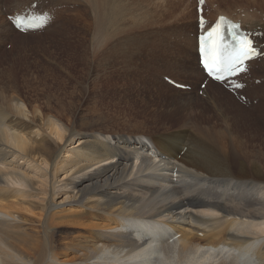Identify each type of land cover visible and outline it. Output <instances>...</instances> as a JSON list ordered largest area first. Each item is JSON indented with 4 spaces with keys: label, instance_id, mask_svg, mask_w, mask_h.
<instances>
[{
    "label": "bare ground",
    "instance_id": "1",
    "mask_svg": "<svg viewBox=\"0 0 264 264\" xmlns=\"http://www.w3.org/2000/svg\"><path fill=\"white\" fill-rule=\"evenodd\" d=\"M112 1L65 2L66 11L48 27L65 21L58 34L63 32L64 39L76 36L77 44L84 43L86 33L92 59L112 38ZM82 2L88 7L69 21ZM203 2L200 31L195 16L194 78L207 80L206 91L224 110L242 114L246 105L257 103L249 108L252 117L264 119V88H259L263 95L253 92L264 83L255 85L256 77L246 76L255 70L260 81L264 79L259 68L264 62V0H236L232 12L212 13L206 11L208 6L218 2ZM86 10L93 34L88 24H73L77 16L86 17ZM219 15L239 23L263 52L233 77L244 81L226 82L245 94L246 105L226 95L223 83L207 79L198 62L197 35ZM43 50L48 58L46 47ZM2 52L11 55L0 57V264H264V172L256 164L247 170L232 154L241 150L239 143L250 149L255 141L250 135L246 141L236 139L241 128L234 132L238 127L225 123L215 131L219 141H194L186 138L191 130L183 119L175 130L148 136L104 134L96 126L98 118L86 120L88 128L74 130V123L68 126L53 111L45 89L32 93L31 84L23 85L36 76L43 55L31 56V61L18 57L17 44ZM72 55L76 62L87 58L84 52ZM72 63L67 60L64 68L75 70ZM44 68V73L54 71L46 64ZM21 85L27 87L24 92ZM55 108L63 114V108ZM51 117L59 122L60 132L52 128ZM241 156L248 158L244 152Z\"/></svg>",
    "mask_w": 264,
    "mask_h": 264
},
{
    "label": "rangeland",
    "instance_id": "2",
    "mask_svg": "<svg viewBox=\"0 0 264 264\" xmlns=\"http://www.w3.org/2000/svg\"><path fill=\"white\" fill-rule=\"evenodd\" d=\"M71 1L0 0V46L3 48L0 57L3 55L2 51L7 52L11 46L17 44L20 48L18 57L31 61V56L36 54H42L44 57L43 49L46 47L50 56L43 58L44 61L35 67L36 76L25 81L23 85L31 84L32 93L40 91L41 88L45 89L52 100L53 111L62 116L68 126L74 123V130H83L89 127L85 125L86 120L98 118L96 126L101 128L104 134L122 132L121 134L148 136L175 130L180 124L179 120L183 119L191 130L190 136L186 138H193L194 141L201 138L211 141L218 138L215 131L224 129L227 123L229 126L238 127L234 132L241 128L236 139L242 140L246 137V141L250 135L252 137L250 141L255 140L251 143L246 142L249 143L250 149L239 143L241 150H232V154H236L242 160L247 170L256 164L264 172V129L261 128L264 119H253L252 111L249 109L257 103L251 105L242 103L246 100L245 94L236 92L224 82L222 84L224 93L234 97L236 102L246 105L248 109H244L242 114L237 110L231 111L228 108L224 110V104L216 101L213 93L211 96V91H206L207 80L197 76L194 78L197 71L194 34L198 0H113L114 20L108 28L112 38L100 46L98 55L95 54L92 59L91 44L89 37L85 38L86 33L82 36L84 43L77 44L76 36L64 39L66 36L63 32L62 35L58 34L57 29L64 26L65 21L59 24V27L55 25L48 27L54 17L61 16L66 11L68 6H64L65 2ZM235 1L216 0L218 4L209 5L206 11L212 13L214 9L232 12L237 8L233 5ZM81 4V8L71 12L69 21L78 11L88 7L87 3ZM262 5L264 7V2ZM201 9L204 14V2ZM29 12L43 15L45 25L22 32L16 29L8 18ZM86 12V17L77 16L79 20L73 24L75 22L88 24L93 34L94 26L89 19L91 13L87 10ZM27 33L36 35L30 37L22 35ZM104 35L101 36L102 39L107 40ZM262 40L264 41V38ZM103 45L108 48H103ZM33 47L37 50H32ZM61 48L64 50H60ZM74 48L75 53L72 52ZM83 52L87 56L86 60L76 62L72 54L78 56ZM110 52L112 54L114 52L111 54L112 57ZM4 55L3 58L9 59L11 54L7 52ZM13 56H17V53ZM67 60L73 62L71 65L75 70L64 68ZM45 64L54 71L44 73V70H48L44 68ZM261 64L259 68L263 70L264 62L261 61ZM257 72L255 70L251 73L246 72L247 77H256L255 85L264 83V79L260 81L261 79L257 77L259 75ZM173 79L180 83L174 82ZM244 79L243 77L232 82ZM260 87L264 88V85L257 87L253 92L257 91V94L263 95ZM26 88L22 86V91L24 92ZM252 100L255 101L253 98ZM55 107L63 108V114H59ZM235 117L236 121L233 119ZM233 136L235 137V134ZM180 142L181 139L178 143ZM241 152L248 158L242 157ZM214 177L213 175L212 178ZM248 177L252 179L254 175ZM221 178L223 177H219L218 180Z\"/></svg>",
    "mask_w": 264,
    "mask_h": 264
},
{
    "label": "snow or ice",
    "instance_id": "3",
    "mask_svg": "<svg viewBox=\"0 0 264 264\" xmlns=\"http://www.w3.org/2000/svg\"><path fill=\"white\" fill-rule=\"evenodd\" d=\"M225 21L226 17H219L217 23L200 38L202 63L210 74H215L214 79L217 80L246 71L242 65L256 54L253 41L247 33L239 31V24L228 22L227 35L224 34ZM200 22L204 23L202 18Z\"/></svg>",
    "mask_w": 264,
    "mask_h": 264
},
{
    "label": "clouds",
    "instance_id": "4",
    "mask_svg": "<svg viewBox=\"0 0 264 264\" xmlns=\"http://www.w3.org/2000/svg\"><path fill=\"white\" fill-rule=\"evenodd\" d=\"M50 121H51L52 128L55 131L60 132L61 131V128H60L59 122L56 121V119L54 117H51L50 118Z\"/></svg>",
    "mask_w": 264,
    "mask_h": 264
}]
</instances>
